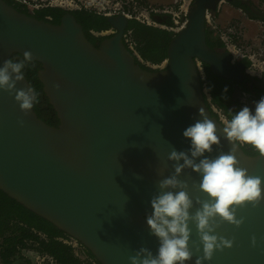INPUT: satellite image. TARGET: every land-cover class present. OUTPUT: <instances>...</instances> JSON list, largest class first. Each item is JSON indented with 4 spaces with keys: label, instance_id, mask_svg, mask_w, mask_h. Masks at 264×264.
<instances>
[{
    "label": "water",
    "instance_id": "1",
    "mask_svg": "<svg viewBox=\"0 0 264 264\" xmlns=\"http://www.w3.org/2000/svg\"><path fill=\"white\" fill-rule=\"evenodd\" d=\"M218 1L195 0L186 27L170 41L167 60L155 70L137 63L123 44V16L107 18L118 33L95 45L71 13L52 23L0 0V66L31 52L58 115L56 125L34 107L25 115L14 94L0 90V189L80 240L101 264H130L140 247L155 254L159 242L145 219L153 211L150 199L159 192L158 181L174 172L176 162L167 159L172 148L189 149L183 131L202 119L201 108L216 124L219 138L206 155L215 158L231 148L225 126L206 103L198 67L203 61L215 74L239 80L230 55L207 42L206 10L215 9ZM29 86L26 77L16 85ZM236 156L249 175L264 178V156L249 155L241 146ZM179 179L188 184L194 214L197 199L206 196L198 191L201 176L185 168ZM261 188L264 195V182ZM241 216L239 228L224 223L217 230L235 237L233 247L217 251L204 264H264V201L239 208ZM189 227L194 255L185 264H195L203 251L202 245L200 252L193 247L199 239L195 224L189 221Z\"/></svg>",
    "mask_w": 264,
    "mask_h": 264
},
{
    "label": "clouds",
    "instance_id": "2",
    "mask_svg": "<svg viewBox=\"0 0 264 264\" xmlns=\"http://www.w3.org/2000/svg\"><path fill=\"white\" fill-rule=\"evenodd\" d=\"M32 59L31 52L26 51L22 60L8 59L0 66V90L9 95L14 94L15 101L25 115L38 102L39 93L31 86L17 89L16 85L25 80L24 69ZM54 87L58 89L60 86L56 84ZM200 116L202 119L196 120L183 131V136L190 139L189 149L177 151L172 148L167 159L176 162L173 165L174 172L158 181L159 192L150 199L153 211L145 219L150 234L159 242L157 251L154 254L150 249L140 247L129 257L130 264H185L190 261L194 253L189 248V221L195 224L199 238L193 242V247L196 252H200L202 245L203 251V255L197 256L195 264L210 262L217 251L230 249L235 243V237L225 238L217 230L224 223L239 228L245 218H237L238 209L247 204L255 208L264 201L261 188L264 178L249 175L246 168L238 166L236 156L241 144L252 145L264 156V96L254 102V111L244 106L232 113L223 129L231 148L215 158H210L206 153H211L213 146L219 142L216 124L207 118L203 108L200 109ZM19 122L23 125V120ZM197 158H200L198 163ZM185 168L201 176L198 191L206 194L203 200L197 199L200 207L194 214L190 212L193 200L189 195L188 184L179 179ZM137 179L141 177L137 176ZM251 244L257 246L255 236H252Z\"/></svg>",
    "mask_w": 264,
    "mask_h": 264
},
{
    "label": "flooded vegetation",
    "instance_id": "3",
    "mask_svg": "<svg viewBox=\"0 0 264 264\" xmlns=\"http://www.w3.org/2000/svg\"><path fill=\"white\" fill-rule=\"evenodd\" d=\"M5 1L21 12L52 23H59L65 14L71 13L82 25L85 35L95 45H99L104 39L111 38L118 33L117 28L112 26L107 18L123 16L127 20L121 37L123 44L134 55L137 63L144 68L155 70L161 69L160 65H163L164 61L167 60V53L166 57L160 61L145 57L142 50H140L145 45V41L142 39L143 35H141L139 29H143V31L145 29L156 32L162 31L160 33L161 38L167 37L171 41L175 35H178L177 33L180 30L186 27L189 12L195 2V0H169V3L163 2L168 0ZM224 4L237 6L242 11L247 8L243 0H219L215 9L208 8L205 15L207 42L216 51L227 52L230 55L229 64L238 66L239 80L215 74L209 65L203 61H198V67L202 88L206 89V92H204L206 103L212 114L226 127L232 113L238 112L244 106H248L254 111V102L264 96V33L263 29L261 31L255 29L256 34L249 43V35L241 32V29L237 28L235 24L219 25L217 18ZM117 7L119 9L113 11V8ZM109 8H111L110 12H108ZM120 8L122 9L120 10ZM186 8H188L187 13L184 11ZM127 12L133 13V16H129ZM160 16L164 20H161ZM256 16L259 17V15ZM250 18L248 17L249 21L253 20ZM208 69L214 75L225 79L223 85L220 82L216 85L221 93H223L224 87V93L226 94V99L221 104L213 100L214 93L208 85L210 79ZM240 146L249 155L260 154L252 145L241 144ZM10 223L13 228L9 229L4 235H0V264H3L1 250L5 238L13 234L14 228L29 227L26 223L17 219L11 220ZM29 231L40 239L49 238L46 232L35 227H29ZM54 238L70 247L78 264H101L77 238L65 232L64 234L55 235ZM24 241L25 244H18L15 253L10 256L11 264H68L62 263L53 254L40 250L38 248L39 242L34 238L28 237Z\"/></svg>",
    "mask_w": 264,
    "mask_h": 264
},
{
    "label": "trees",
    "instance_id": "4",
    "mask_svg": "<svg viewBox=\"0 0 264 264\" xmlns=\"http://www.w3.org/2000/svg\"><path fill=\"white\" fill-rule=\"evenodd\" d=\"M139 30L141 35H143L142 39L145 41V45L140 48V50H142V54L155 61H160L166 57L167 47L170 42L169 38L164 37V39H162L160 34L162 31L156 32L150 29H145V31H143V29ZM22 59L23 55L19 54L12 58L14 61ZM40 66L41 64L38 61L32 59V62L27 64L25 67L24 74L32 84L33 88H35V90L39 93V100L34 106L35 111L47 123L56 125L58 123V115H56L54 108L49 103L48 98L43 91L42 83L38 79L37 72ZM208 72L210 78L208 85L214 93L213 100L216 103L221 104L222 101L226 99V94L224 93V87L223 93H221L220 89L216 85L219 82L223 85V81L225 79L214 75L209 71V69ZM13 219L26 223L30 228L35 227L36 229L46 232L49 238L40 239L37 235L34 236L29 231V227L21 226L19 228H14L12 232L13 234L5 238L3 249L1 250L3 264H11L10 256L15 253L18 244H25L24 239L28 237L37 240L39 242L38 248L40 250L53 254L62 263L78 264L77 259L72 255L70 247L54 238L55 235L64 234L62 230L54 226L45 218L26 208L24 205L11 198L7 193L0 189V235H4L9 229L13 228L10 225V221Z\"/></svg>",
    "mask_w": 264,
    "mask_h": 264
},
{
    "label": "rangeland",
    "instance_id": "5",
    "mask_svg": "<svg viewBox=\"0 0 264 264\" xmlns=\"http://www.w3.org/2000/svg\"><path fill=\"white\" fill-rule=\"evenodd\" d=\"M163 2L169 3V0ZM243 2L247 5L245 11H242L237 6L224 4L217 18V22L221 26L228 23L235 24L237 28L241 29V32L249 35L248 39L250 43L254 34H256L255 29H259L260 31L263 29L262 31L264 33V0H243ZM256 15H259V17ZM250 16L256 18H250ZM248 17L253 20L249 21ZM160 19L164 20L162 16H160Z\"/></svg>",
    "mask_w": 264,
    "mask_h": 264
},
{
    "label": "built area",
    "instance_id": "6",
    "mask_svg": "<svg viewBox=\"0 0 264 264\" xmlns=\"http://www.w3.org/2000/svg\"><path fill=\"white\" fill-rule=\"evenodd\" d=\"M25 1V0H24ZM105 9H107V8H105ZM119 8L117 7V8H113V11H117ZM122 8H120V10H121ZM111 11V8H109V11L108 12H110ZM185 13H187V11H188V8H186L185 10ZM128 13V15L130 16V15H132L133 16V13H130V12H127Z\"/></svg>",
    "mask_w": 264,
    "mask_h": 264
}]
</instances>
